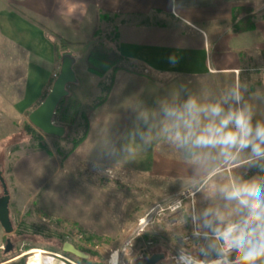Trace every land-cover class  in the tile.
I'll return each instance as SVG.
<instances>
[{
	"label": "crops",
	"instance_id": "obj_1",
	"mask_svg": "<svg viewBox=\"0 0 264 264\" xmlns=\"http://www.w3.org/2000/svg\"><path fill=\"white\" fill-rule=\"evenodd\" d=\"M20 2L21 9L6 3L0 8V33L14 49L18 66L14 112L35 108L58 73L52 38L47 35L54 32L70 43L76 77L67 86L76 104L58 112L75 119L85 162L120 166L144 179L164 180L163 190L167 182L183 190L221 169L231 171L234 160L241 166L259 158L249 154L250 149L243 153L233 149L225 156L218 149L180 146L171 138L173 121L166 110H182L191 98L200 105L223 103L226 110L246 106L253 125L264 123V83L262 74L253 72L254 66L264 63V19L256 17L264 10V0ZM246 18L250 29L240 27ZM104 23L116 36L119 54L134 69L116 73L105 101L90 105L83 90L98 93V79L87 71L85 59L93 46L91 34L103 30ZM235 90L242 97L239 104L231 98ZM225 163L227 167H220ZM243 186L260 190L264 208L260 177L256 173L245 177L239 187ZM237 199L244 212L227 221L244 222L248 233L264 241V220L254 219L251 209L255 199ZM241 199L249 203L242 204Z\"/></svg>",
	"mask_w": 264,
	"mask_h": 264
},
{
	"label": "rangeland",
	"instance_id": "obj_2",
	"mask_svg": "<svg viewBox=\"0 0 264 264\" xmlns=\"http://www.w3.org/2000/svg\"><path fill=\"white\" fill-rule=\"evenodd\" d=\"M4 3L21 9L20 0H0V8ZM256 17L257 21L264 19V10ZM105 23L103 30L91 34L93 45L114 46L112 30ZM47 35L55 42L62 40L54 32L48 31ZM14 54L0 33V178L9 196L12 226V232L6 234L0 225V264H26L33 249L60 255L68 264H112L113 254L117 256L116 264H135L139 256L150 252L163 254L156 264H175L179 251L195 253L201 237L182 240L193 231L188 204L133 235L139 220L155 203L181 190L177 183L167 182L163 190L164 180L144 179L120 166L85 162L79 149L81 131L74 123L64 126V136L57 138L29 123L28 115L34 108L23 114L14 112L12 100L20 88L14 80L18 69ZM119 64L116 73L134 69L125 61ZM253 72L261 73L264 83V63L254 66ZM100 82L98 79V85ZM83 92L89 103L101 95L92 90L90 94L86 89ZM59 113L56 111L53 117L56 125H60L55 120ZM231 165V171L221 169L213 177L185 186L194 192V219L200 232L217 231L232 224L227 220L244 212L238 199L229 194L245 177L256 173L264 182V158L241 166L234 160ZM252 224H248L250 229ZM249 233L252 240L262 242ZM7 241L11 249L6 253ZM65 242L84 256L64 253ZM221 264L246 262L227 258ZM252 264H264V255L257 256Z\"/></svg>",
	"mask_w": 264,
	"mask_h": 264
},
{
	"label": "clouds",
	"instance_id": "obj_3",
	"mask_svg": "<svg viewBox=\"0 0 264 264\" xmlns=\"http://www.w3.org/2000/svg\"><path fill=\"white\" fill-rule=\"evenodd\" d=\"M231 98L237 104L242 99L238 90L231 93ZM166 115L173 121L171 138L180 146L218 149L225 156L231 155L233 149H250L256 157L264 158V123L257 122L253 125L251 109L246 106H229L226 110L223 103L200 105L190 98L182 110H166ZM229 195L235 198H254L256 202L251 204L253 217L264 220V208L260 203L261 192L258 188L243 186L234 189ZM240 202L245 205L249 203L246 199H241ZM259 255H264V241L244 251L241 259L246 264H252Z\"/></svg>",
	"mask_w": 264,
	"mask_h": 264
},
{
	"label": "built area",
	"instance_id": "obj_4",
	"mask_svg": "<svg viewBox=\"0 0 264 264\" xmlns=\"http://www.w3.org/2000/svg\"><path fill=\"white\" fill-rule=\"evenodd\" d=\"M186 204H188L192 213L193 231L182 240L189 242L192 238L201 237L202 242L195 253L179 251L175 257V264H214L218 259L220 261L219 264H221L231 254L251 242L252 237L247 232L244 222L232 223L213 232H200L194 219V192L188 189L180 190L155 203L139 220L133 235H139L146 227L151 225L156 219L162 218L165 214L179 212ZM150 255L151 253L142 254L137 261Z\"/></svg>",
	"mask_w": 264,
	"mask_h": 264
},
{
	"label": "water",
	"instance_id": "obj_5",
	"mask_svg": "<svg viewBox=\"0 0 264 264\" xmlns=\"http://www.w3.org/2000/svg\"><path fill=\"white\" fill-rule=\"evenodd\" d=\"M72 66L73 58L68 53L63 55L59 71L52 83L49 93L28 115L29 123L47 136L59 138L63 137L65 134V128L61 125H56L53 121V117L61 99L68 95V84L76 81ZM0 181L3 188V195L0 197V225L4 232L9 234L12 232V226L8 214L9 196L2 178H0ZM10 249L11 244L7 241L4 251L7 253ZM62 251L78 258H82L84 256L82 252L78 251L74 245L69 242H65L62 245ZM162 259L163 254L155 253L147 258L139 259L135 264H156Z\"/></svg>",
	"mask_w": 264,
	"mask_h": 264
},
{
	"label": "trees",
	"instance_id": "obj_6",
	"mask_svg": "<svg viewBox=\"0 0 264 264\" xmlns=\"http://www.w3.org/2000/svg\"><path fill=\"white\" fill-rule=\"evenodd\" d=\"M240 27L241 28L246 27L247 29H250L251 25L249 18H246L245 20H241ZM92 34L94 35L95 31ZM113 36H114V46H110L103 43L94 44L85 59V65L87 71L101 81L100 82L101 85L100 84L98 85L99 92L101 93V95L98 96L97 99H95V103H94L95 105L105 101L112 88L114 75L116 74V71L121 68V64L119 63L125 61L124 58L118 52V47L115 43L116 36L115 35ZM69 44L70 43L65 41L64 39L62 40L60 39V42H55V40L52 39L55 58L56 61L59 62V65L61 63V59L63 55L68 53L67 49ZM53 81L54 79L51 80L47 88L44 90L41 101L49 93ZM75 104H76L75 100L68 93L67 96L61 99V101L59 102L56 108V111H59V108L62 106L65 105L73 106ZM55 120H57L58 123L63 127L64 126L66 127L67 125L75 122L73 118L65 116L62 113H59L57 116H55ZM260 243L261 242H259L258 240H252L248 245L234 252L228 258L230 260L241 259L244 251H246L248 248L257 246Z\"/></svg>",
	"mask_w": 264,
	"mask_h": 264
},
{
	"label": "bare ground",
	"instance_id": "obj_7",
	"mask_svg": "<svg viewBox=\"0 0 264 264\" xmlns=\"http://www.w3.org/2000/svg\"><path fill=\"white\" fill-rule=\"evenodd\" d=\"M59 256V257H55ZM117 256L113 254L112 256V264H116ZM219 259L214 264H219ZM227 262V259H226ZM26 264H68L66 260L57 254L47 253L42 251L41 249H33L28 258L26 259Z\"/></svg>",
	"mask_w": 264,
	"mask_h": 264
},
{
	"label": "flooded vegetation",
	"instance_id": "obj_8",
	"mask_svg": "<svg viewBox=\"0 0 264 264\" xmlns=\"http://www.w3.org/2000/svg\"><path fill=\"white\" fill-rule=\"evenodd\" d=\"M150 253H151V255H152V254L159 253V252H154V253H153V252H150ZM159 254H161V253H159ZM151 255H150V256H151Z\"/></svg>",
	"mask_w": 264,
	"mask_h": 264
}]
</instances>
